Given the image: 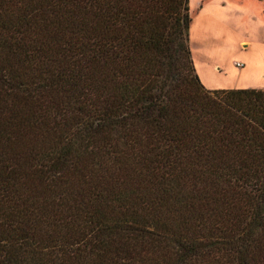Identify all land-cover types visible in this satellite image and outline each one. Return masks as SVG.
I'll return each instance as SVG.
<instances>
[{"label":"trees","instance_id":"1","mask_svg":"<svg viewBox=\"0 0 264 264\" xmlns=\"http://www.w3.org/2000/svg\"><path fill=\"white\" fill-rule=\"evenodd\" d=\"M189 0H0V264H264V89H207Z\"/></svg>","mask_w":264,"mask_h":264},{"label":"crops","instance_id":"2","mask_svg":"<svg viewBox=\"0 0 264 264\" xmlns=\"http://www.w3.org/2000/svg\"><path fill=\"white\" fill-rule=\"evenodd\" d=\"M208 4V6L205 4L198 6L196 17L191 21L189 29L191 51L199 53L201 56L198 61L194 62V66L202 84L210 90L264 89V60L253 62L251 58L245 57L243 61H246V64L243 67L236 66L237 63H243L240 61L234 62L233 66L222 64L221 53H217L216 49H218V43L226 35L224 32L226 25L222 16H219L222 15L224 4L221 5L220 12L213 11V1ZM242 40H246V38L240 40L239 50L248 53L241 48ZM231 52L230 50L228 53ZM221 81L226 83L221 84Z\"/></svg>","mask_w":264,"mask_h":264},{"label":"rangeland","instance_id":"3","mask_svg":"<svg viewBox=\"0 0 264 264\" xmlns=\"http://www.w3.org/2000/svg\"><path fill=\"white\" fill-rule=\"evenodd\" d=\"M189 0V13L192 17H196L197 8L213 1V11L220 12L221 5L223 22L226 25L225 36L218 43L217 53H221L222 64L234 65V62L243 61L244 58H251L253 62H261L264 60V0ZM221 8V9H220ZM214 30L215 27L213 26ZM229 29V30H227ZM229 32V33H228ZM241 48L248 53L240 52L239 42L241 39ZM249 39V40H247ZM250 43V46H249ZM191 47V46H190ZM231 53H228L229 51ZM193 61L201 58L199 53H192ZM225 84V81H221Z\"/></svg>","mask_w":264,"mask_h":264},{"label":"built area","instance_id":"4","mask_svg":"<svg viewBox=\"0 0 264 264\" xmlns=\"http://www.w3.org/2000/svg\"><path fill=\"white\" fill-rule=\"evenodd\" d=\"M243 65H244V64H242V63H237V64H236V66H238V67H243Z\"/></svg>","mask_w":264,"mask_h":264}]
</instances>
